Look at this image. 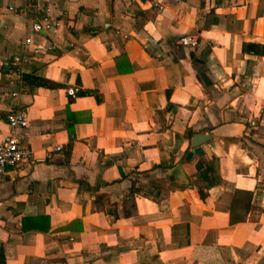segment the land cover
Masks as SVG:
<instances>
[{"label":"crops","instance_id":"obj_1","mask_svg":"<svg viewBox=\"0 0 264 264\" xmlns=\"http://www.w3.org/2000/svg\"><path fill=\"white\" fill-rule=\"evenodd\" d=\"M164 4L0 0V139L21 111L31 150L0 175L4 264H264V0ZM25 37L57 86L1 67Z\"/></svg>","mask_w":264,"mask_h":264},{"label":"built area","instance_id":"obj_2","mask_svg":"<svg viewBox=\"0 0 264 264\" xmlns=\"http://www.w3.org/2000/svg\"><path fill=\"white\" fill-rule=\"evenodd\" d=\"M130 4H135L140 0H128ZM147 1L150 7L157 10H162L164 8L165 0H143ZM41 28L39 22H33L31 24V29L37 31ZM30 38L25 37L22 40V53L20 55H14L4 58L1 61V67L11 71L12 73L20 76L22 74V66L28 61L27 56L24 53V48L29 44ZM176 43L184 46L188 49H193L197 44V39L193 35L184 34L178 36ZM66 93L72 96L75 93L73 87L66 88ZM15 93H12L14 95ZM6 122L9 127V131L0 139V175L5 173L7 167H14L18 164L27 162L31 158L30 148L23 143L21 136L15 133L16 129H23L27 125V120L25 115L21 111H11L6 115ZM55 150L60 149L59 145H56Z\"/></svg>","mask_w":264,"mask_h":264},{"label":"water","instance_id":"obj_3","mask_svg":"<svg viewBox=\"0 0 264 264\" xmlns=\"http://www.w3.org/2000/svg\"><path fill=\"white\" fill-rule=\"evenodd\" d=\"M204 59V56L201 55L199 58H195V61L198 63H202ZM198 74L200 76L201 81L203 82L204 85H208L209 84V79L207 78V76L205 75V73L203 72L202 69L198 70ZM209 139V135L208 134H195L191 137L190 143L192 146V149L186 153L185 158H188L191 156V154H199L201 153L200 149H199V145L202 144L204 141Z\"/></svg>","mask_w":264,"mask_h":264},{"label":"trees","instance_id":"obj_4","mask_svg":"<svg viewBox=\"0 0 264 264\" xmlns=\"http://www.w3.org/2000/svg\"><path fill=\"white\" fill-rule=\"evenodd\" d=\"M21 78L23 80V83H25L29 88L35 87V86H43V87H55L57 86V83H54L46 78L36 76L32 73L29 74H22ZM199 195L202 197L203 194L199 193ZM130 206H133V204H130ZM129 213V211H125V214ZM0 264H4V257L0 251Z\"/></svg>","mask_w":264,"mask_h":264}]
</instances>
